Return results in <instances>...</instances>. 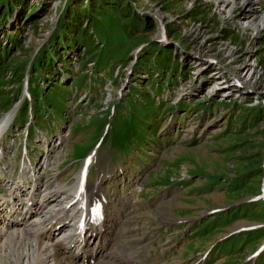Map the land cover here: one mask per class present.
I'll list each match as a JSON object with an SVG mask.
<instances>
[{"label": "rangeland", "instance_id": "374dc122", "mask_svg": "<svg viewBox=\"0 0 264 264\" xmlns=\"http://www.w3.org/2000/svg\"><path fill=\"white\" fill-rule=\"evenodd\" d=\"M11 112L0 196L90 160L117 264H264V0H0Z\"/></svg>", "mask_w": 264, "mask_h": 264}, {"label": "bare ground", "instance_id": "6f19581e", "mask_svg": "<svg viewBox=\"0 0 264 264\" xmlns=\"http://www.w3.org/2000/svg\"><path fill=\"white\" fill-rule=\"evenodd\" d=\"M249 26L259 28L255 21H251ZM12 115L13 112L8 113L0 121V138L10 127ZM25 168L22 166L23 171ZM87 172V168L83 169L73 186L65 185L48 193L41 192L42 185L38 184L37 177L33 179L32 188L25 192L22 188L25 185L22 173L14 189L6 196H0L1 263L7 261L6 264H85L86 260L93 261L94 264L120 262L118 257L111 256L110 251L115 236L112 230L118 221H110L107 218V202L102 199L98 198L103 202L100 201L92 212L91 200L97 196L101 197L102 192L97 189L100 185L96 182L90 188L93 198L90 200L89 196H86L84 185ZM46 189L50 190V185H47ZM17 190L20 194L16 193ZM64 193L66 196H63ZM68 196L71 198L68 199ZM96 214L100 216L97 217ZM70 219L74 220L72 227L57 236L56 225ZM47 222L49 227L46 226ZM94 234L96 237L89 248V237Z\"/></svg>", "mask_w": 264, "mask_h": 264}, {"label": "built area", "instance_id": "2783aa9c", "mask_svg": "<svg viewBox=\"0 0 264 264\" xmlns=\"http://www.w3.org/2000/svg\"><path fill=\"white\" fill-rule=\"evenodd\" d=\"M252 3H253V2H252ZM253 4H254V3H253ZM248 7H249V6H248ZM252 8H253V9H257L254 5H252ZM257 12H258V10H257Z\"/></svg>", "mask_w": 264, "mask_h": 264}]
</instances>
